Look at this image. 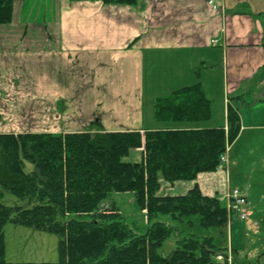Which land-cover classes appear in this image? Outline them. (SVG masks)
I'll return each mask as SVG.
<instances>
[{"label": "crops", "instance_id": "crops-1", "mask_svg": "<svg viewBox=\"0 0 264 264\" xmlns=\"http://www.w3.org/2000/svg\"><path fill=\"white\" fill-rule=\"evenodd\" d=\"M220 5L214 9L207 0H138L136 5L15 0L11 22L0 24V52L30 60L22 69L32 76L33 95L44 97L51 115L56 110L59 120L58 129L33 132L138 130L143 134L147 129L167 127L228 129L229 107L240 116V132L231 145L248 130L251 135L264 129V0H221ZM15 31L21 33L20 38L14 39ZM148 67L159 76L161 88L151 91L146 102ZM215 81L218 95L212 87ZM197 83L211 103L208 121L155 119L158 98ZM70 110L85 122L79 121L81 130L69 129ZM53 117L48 127H55ZM139 151L136 159L141 157ZM196 185L203 194L221 200L236 188L228 167L219 165L193 180L173 182L170 188L177 192L171 195L185 194ZM242 193L256 207L247 191ZM234 214L232 219L239 218ZM251 221L245 228L258 234ZM234 238L232 225L230 248L236 259L232 264L264 257V238L251 243V248ZM233 251L240 255L239 262Z\"/></svg>", "mask_w": 264, "mask_h": 264}, {"label": "trees", "instance_id": "trees-1", "mask_svg": "<svg viewBox=\"0 0 264 264\" xmlns=\"http://www.w3.org/2000/svg\"><path fill=\"white\" fill-rule=\"evenodd\" d=\"M14 1L0 0V24L11 22ZM154 109L157 121L201 123L210 119L211 103L197 83L158 98ZM239 132V112L229 107L228 129L0 133V195L21 201L0 200V264L234 263L225 239L229 213L219 197L197 185L181 195L157 192L161 178L173 183L215 170ZM138 151L139 160L133 157ZM116 192L135 194L149 222L144 231L125 222L117 204L108 201ZM196 215L214 233L182 236L169 256L162 254L164 240L184 231L181 223L192 225ZM10 221L57 234L58 260L8 261L4 229Z\"/></svg>", "mask_w": 264, "mask_h": 264}, {"label": "rangeland", "instance_id": "rangeland-1", "mask_svg": "<svg viewBox=\"0 0 264 264\" xmlns=\"http://www.w3.org/2000/svg\"><path fill=\"white\" fill-rule=\"evenodd\" d=\"M20 34L21 33H17V31H15L12 36L14 39H18L20 38ZM15 57L10 56V54H2V51L0 52V132L22 133L33 132L37 130L43 131L47 128H51L49 130L58 129L59 120L57 121L55 116L57 115V113H55L56 110L54 113L52 112L51 115L49 110L50 108L46 105L47 102L45 98H35V95H33L35 89L34 87H31L33 83L31 79L32 76L29 74V72L26 73L25 70L22 69L25 64L30 65L28 62L30 60H19L18 56L17 58ZM22 61H25V63ZM20 67L22 71L20 70ZM150 72L151 71L148 67L144 79V97L146 102L150 101L151 99V91H159L161 88L159 76ZM26 74L29 76H26ZM14 77L18 78L19 80L15 82ZM217 83L218 81H215L214 83L212 82V87L213 91H216V94L218 95ZM212 107L218 108V104L212 103ZM50 116H54L53 118H55V127L47 126V123H50ZM67 119H69L67 122V124L70 126L69 129H82V127L78 126L81 125L79 123L80 120L76 118L75 115H73L72 110L69 111ZM250 133L251 131L249 132L248 130L244 136H242L239 140L237 139L233 145H227L226 152L224 153L226 161H222L220 164L228 167L231 173L232 183L234 186H236L239 192L242 193L246 190L250 195L252 203L256 205V207L254 205V207L251 206L249 197L247 196L248 204L246 205L245 209L248 213L247 218L241 219L234 217V219H232L228 216L225 239L228 246L230 247L232 246L233 242L232 225L235 237L234 242L239 241L237 244L241 243L242 246L250 244L251 248L255 241L264 238V129L254 130L253 134L251 135ZM230 148L232 149L230 154L231 157L227 160L226 155ZM133 157H135V154ZM170 185H172V182L161 178L160 188L157 193L159 195L175 194L172 192L177 191L175 189L172 191ZM0 200L8 205H14L21 202L16 198L15 195L7 192H4L2 195H0ZM108 201H114L117 204L124 216L125 222H127L129 225L132 227L136 226L139 228L138 230L141 231L146 229L149 222L145 212L139 208L135 199V194L133 192L113 193L109 197ZM221 201L223 205H227V199L225 200V197H223V200ZM252 207L255 211L253 213L251 211ZM235 215L236 214L233 216ZM162 220L166 219L162 218ZM192 220L193 224L190 226L186 223H181L179 225L184 231L172 234L170 237L164 240L160 249L162 254L169 256L176 248L177 240H179L182 236L196 234L202 238L209 233H214L212 230L205 229L200 224L198 215L193 216ZM250 220H252L250 224L252 225L253 229H257L258 234H253L256 231L253 230L249 232L250 230L247 231L245 228L244 225L250 222ZM4 234L6 259L8 261L55 262L58 260V242L60 237L57 234L38 230L36 228L11 221L6 224ZM237 236L239 239L236 238ZM252 240L253 242H251ZM236 248L237 247L235 246V249ZM234 253L239 262L240 255H238L236 251H234ZM239 254L241 253L239 252ZM219 258H222V256H219ZM263 259L264 257L258 259L251 258L249 259V264H264ZM234 262H236V259Z\"/></svg>", "mask_w": 264, "mask_h": 264}, {"label": "built area", "instance_id": "built-area-1", "mask_svg": "<svg viewBox=\"0 0 264 264\" xmlns=\"http://www.w3.org/2000/svg\"><path fill=\"white\" fill-rule=\"evenodd\" d=\"M209 5H211L214 9L220 8L221 0H207ZM222 160H226L224 155L222 156ZM248 204V198L244 193L239 192L238 189H233L227 196V209L229 214L237 213L239 218L246 219L248 216L246 209V205Z\"/></svg>", "mask_w": 264, "mask_h": 264}]
</instances>
